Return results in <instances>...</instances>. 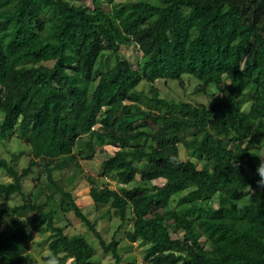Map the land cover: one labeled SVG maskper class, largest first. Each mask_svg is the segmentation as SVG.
<instances>
[{"label":"trees","instance_id":"16d2710c","mask_svg":"<svg viewBox=\"0 0 264 264\" xmlns=\"http://www.w3.org/2000/svg\"><path fill=\"white\" fill-rule=\"evenodd\" d=\"M93 3L0 0V139L16 134L30 147L21 170L0 159L13 177L0 182V194L24 200L0 206V264H37L27 243L38 224L52 231L49 258L99 264L83 234L56 224L60 210L85 222L123 264L119 240L106 241L53 177L104 143L115 150L103 172L135 183L117 190L93 182L91 198L131 220L125 236L148 243L145 260L264 264V188L254 156L264 150V0ZM122 44L141 52L139 66L122 57ZM106 50L115 61L104 69ZM185 75L197 79L196 92L213 95L210 104L161 96L157 81L183 83ZM180 146L202 165L182 159ZM40 161L61 196L48 195L49 207L24 193Z\"/></svg>","mask_w":264,"mask_h":264},{"label":"rangeland","instance_id":"374dc122","mask_svg":"<svg viewBox=\"0 0 264 264\" xmlns=\"http://www.w3.org/2000/svg\"><path fill=\"white\" fill-rule=\"evenodd\" d=\"M80 2L94 7L93 0H79ZM120 54L126 58L133 66L137 67L141 64V52L133 45L122 44ZM107 60L108 65L104 66L107 69L112 66L115 57L110 50H106L103 60ZM160 94L163 97L176 101H188L192 103L209 104L213 99L210 92H196L197 79L185 75L183 83L178 80H169L164 83L162 80L155 83ZM147 84L142 82L139 88H147ZM212 91V90H211ZM127 103L129 101H126ZM263 141V140H262ZM115 147L104 143L97 145L94 156L88 159L77 158L71 161L63 169L53 171L54 179L60 186L69 190L82 211L92 220L96 222L97 229L101 232L106 241H111L115 236L119 240V252L122 256L123 264H151L144 259V254L148 243L141 240L130 241L126 238L125 232L131 229L130 219L123 221L117 216L109 204L97 206L90 195V185L95 182L100 186H109L120 190L121 187L133 186L135 182L123 183L114 174H105L102 169V161L113 154ZM29 144L23 138H17L16 134L9 139H0V159L4 158L16 167L18 170L26 167L30 158ZM261 156H264V150L261 151ZM179 156L182 159L191 158L197 161L199 166L202 165L199 159L190 153L183 146H180ZM140 175H136V180ZM13 181V177L5 168H0V182ZM163 179H155L153 183L162 184ZM253 192H258V189H253ZM246 191L250 192L248 188ZM24 193L37 194V201H45L46 207L51 205V200L48 195H52L59 202L61 199L60 193L49 185V179L45 170L44 164L40 161L34 166L33 171L24 178ZM21 193H13L9 195L0 194V206H11L23 203ZM177 200H173L172 205H176ZM179 207V205H177ZM56 224L62 225L66 233L83 234L89 243L95 249V258L99 264H115V260L111 253H105L99 243L98 238L91 231L88 225L80 220L73 212L60 210L56 217ZM52 237V231L44 225L34 226V236L27 243V251L37 259V264H50L48 255L50 253L49 241ZM56 264H71L70 258L60 262L56 260Z\"/></svg>","mask_w":264,"mask_h":264},{"label":"clouds","instance_id":"9594fccd","mask_svg":"<svg viewBox=\"0 0 264 264\" xmlns=\"http://www.w3.org/2000/svg\"><path fill=\"white\" fill-rule=\"evenodd\" d=\"M254 156L259 157V160H260L256 168V173L259 176V179L257 181V186L260 188H264V156H261V155H254ZM236 167H238L237 163H236ZM247 188L251 192V194H253V190L251 189V187L247 186ZM50 264H56V261L54 258L50 259Z\"/></svg>","mask_w":264,"mask_h":264}]
</instances>
